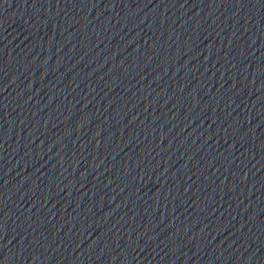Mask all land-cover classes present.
<instances>
[{
	"label": "water",
	"instance_id": "1",
	"mask_svg": "<svg viewBox=\"0 0 264 264\" xmlns=\"http://www.w3.org/2000/svg\"><path fill=\"white\" fill-rule=\"evenodd\" d=\"M0 264H264V0H0Z\"/></svg>",
	"mask_w": 264,
	"mask_h": 264
}]
</instances>
